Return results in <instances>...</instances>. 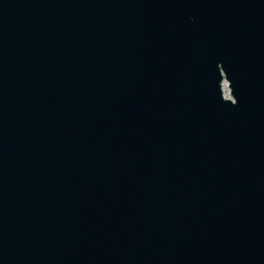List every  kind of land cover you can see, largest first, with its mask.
<instances>
[{
  "label": "water",
  "instance_id": "water-1",
  "mask_svg": "<svg viewBox=\"0 0 264 264\" xmlns=\"http://www.w3.org/2000/svg\"><path fill=\"white\" fill-rule=\"evenodd\" d=\"M0 264H264V0H0Z\"/></svg>",
  "mask_w": 264,
  "mask_h": 264
},
{
  "label": "rangeland",
  "instance_id": "rangeland-1",
  "mask_svg": "<svg viewBox=\"0 0 264 264\" xmlns=\"http://www.w3.org/2000/svg\"><path fill=\"white\" fill-rule=\"evenodd\" d=\"M224 90H226V88H224Z\"/></svg>",
  "mask_w": 264,
  "mask_h": 264
}]
</instances>
